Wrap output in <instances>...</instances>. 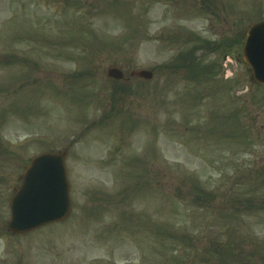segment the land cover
Here are the masks:
<instances>
[{
    "label": "rangeland",
    "instance_id": "374dc122",
    "mask_svg": "<svg viewBox=\"0 0 264 264\" xmlns=\"http://www.w3.org/2000/svg\"><path fill=\"white\" fill-rule=\"evenodd\" d=\"M262 16L264 0H0V264H264V86L242 54ZM226 51L232 91L203 69ZM62 150L69 215L11 232L30 161Z\"/></svg>",
    "mask_w": 264,
    "mask_h": 264
},
{
    "label": "water",
    "instance_id": "95a60500",
    "mask_svg": "<svg viewBox=\"0 0 264 264\" xmlns=\"http://www.w3.org/2000/svg\"><path fill=\"white\" fill-rule=\"evenodd\" d=\"M244 56L255 78L264 83V23L249 32ZM109 74L116 78L122 77L115 68ZM135 74L144 78L152 77L148 71ZM65 156V152L45 153L33 160L12 203V230L25 232L68 214L71 202Z\"/></svg>",
    "mask_w": 264,
    "mask_h": 264
},
{
    "label": "flooded vegetation",
    "instance_id": "af4514ba",
    "mask_svg": "<svg viewBox=\"0 0 264 264\" xmlns=\"http://www.w3.org/2000/svg\"><path fill=\"white\" fill-rule=\"evenodd\" d=\"M262 20H264V17H262V18H256V19H251V21L249 22V25H253V24H255V23H258V22H260V21H262ZM245 34H243V36H244ZM232 37H237V35H233ZM221 78H222V80H225V81H231L232 82V90H234L235 89V86L237 85V83H236V78H234V74H233V77L232 78H229V75L227 74V75H225V74H222V76H221Z\"/></svg>",
    "mask_w": 264,
    "mask_h": 264
}]
</instances>
